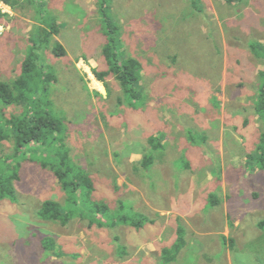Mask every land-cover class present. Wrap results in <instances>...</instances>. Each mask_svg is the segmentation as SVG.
I'll list each match as a JSON object with an SVG mask.
<instances>
[{
    "label": "rangeland",
    "instance_id": "1",
    "mask_svg": "<svg viewBox=\"0 0 264 264\" xmlns=\"http://www.w3.org/2000/svg\"><path fill=\"white\" fill-rule=\"evenodd\" d=\"M9 2L0 0V79L20 76L42 19L61 25L54 44L67 56L56 57L53 44L40 51L57 78L45 99L62 119L71 159L95 184L91 200L116 216L42 220L45 201L69 207L75 194L45 157L16 156L15 143L4 142L0 163L14 156L7 163L20 180L16 201L0 198V264H264V170L248 164L264 132L256 110L264 0H110L123 51L143 65L138 102L114 76L106 88L93 74L108 70L98 0ZM23 110L0 105L5 118ZM155 135L164 147L145 169L138 149ZM178 227L186 245L171 261Z\"/></svg>",
    "mask_w": 264,
    "mask_h": 264
},
{
    "label": "trees",
    "instance_id": "2",
    "mask_svg": "<svg viewBox=\"0 0 264 264\" xmlns=\"http://www.w3.org/2000/svg\"><path fill=\"white\" fill-rule=\"evenodd\" d=\"M1 1L5 5L11 6L9 0ZM98 1L99 16L104 24L103 32L107 37V43L103 48V56L108 70L101 72L95 69L93 74L98 81L104 83L106 88V77L114 76L125 94L131 97L133 101L138 102L144 99L143 77L141 75L143 65L138 59L128 57L123 51L122 30L112 16L110 0ZM242 1L226 0L229 5L238 4ZM40 7L42 8V6ZM0 15L6 16V14H2L1 10ZM43 20V25L37 28V32L33 34L32 45L29 47L27 56L23 61L20 76L13 82H6L0 79V105H17L22 106L24 109L21 114H14L11 118H5V114L0 111V149L4 142L10 141L17 146L16 156L30 152L40 157H45L43 166L50 168L55 173L65 191L73 197L75 194V199L70 201L69 207H65L57 201H45L39 213L42 220L59 221L63 225H67L72 218L69 212H73L72 214L75 215L81 212L85 216V211L90 216L93 214L116 216V213L112 212L108 204L91 200L95 191V184L90 174L71 159L62 119L53 112L51 103L45 99L49 86L57 78L55 71H52L50 66L47 67V70L46 66L41 65L44 59L40 51H43L44 48L48 49L51 44H53L52 51L56 57L67 56L68 51L61 43L55 42L54 44L55 37L61 33V25L54 19L51 24ZM253 47L257 49L255 45ZM42 63L45 64L44 62ZM261 76L262 81L256 101V110L264 123V71L261 72ZM159 136L150 137L147 140L148 147L143 145V148L138 149V152L143 155L140 164L145 169L151 168L154 164L155 156L151 153L152 150L159 151L164 147L163 138ZM148 151L149 153H147ZM12 157L8 156L1 161L0 198H9L16 201L18 195L15 182L20 180V176L16 167L12 168L7 163ZM248 160V164L251 167L256 165L264 170V132L256 152L251 154ZM213 203L216 205L217 201H213ZM76 206L83 207L85 210L80 211ZM122 218L137 229L143 227V221L139 218L132 219L128 216ZM258 226L261 230H264V219L259 222ZM177 233V242L173 247L175 254L172 255L171 261L186 245L184 232L180 227H178ZM48 241L53 247L51 239ZM233 243L234 241L232 240ZM164 253L168 254L169 251L164 250Z\"/></svg>",
    "mask_w": 264,
    "mask_h": 264
}]
</instances>
